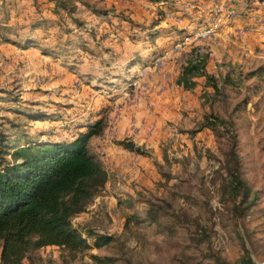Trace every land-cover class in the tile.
Masks as SVG:
<instances>
[{"label": "rangeland", "instance_id": "rangeland-1", "mask_svg": "<svg viewBox=\"0 0 264 264\" xmlns=\"http://www.w3.org/2000/svg\"><path fill=\"white\" fill-rule=\"evenodd\" d=\"M3 1L9 0H0V5ZM44 1L39 14L56 19L51 14L54 4ZM215 1L69 0L75 18L95 28L100 38V44L91 38L93 53L74 57L82 60L76 62V73L65 66L74 64L73 58L65 62L67 59L58 57L59 49H52L56 54L51 57L36 47L0 44V86H10L11 98H15L0 99L4 126L14 119L31 128L35 136L37 130L51 127V122L30 121L25 115L28 111L60 110L66 115L75 108L109 109L104 134L93 136L88 143L109 171L108 186L88 211L73 217V223L111 234L114 240L75 258L67 249L46 246L31 252L27 264L264 262V3L252 1L253 11L244 18L247 0ZM14 3L22 17L24 9L37 13L34 0ZM173 15L182 16V22L175 24ZM163 28H175L184 38L163 37L166 32H162L155 44L145 47H137L130 38L143 29L154 33ZM237 29L246 35L235 36ZM1 33L8 31L0 29ZM46 34L39 29L34 36ZM137 49L152 60L123 87L122 79L110 75H119L113 69L116 61L126 63L137 55H133ZM154 51L159 55L152 58ZM103 59L107 64L115 61V65H103ZM80 66L85 75H79ZM145 71L147 77H143ZM146 78L151 86L143 91L149 87ZM111 81L115 86L107 88ZM212 82L219 92L215 93ZM159 86L160 92L168 88L165 95L160 94ZM103 90L112 97L101 95ZM131 90H137V95L130 97ZM123 93L127 101L121 98ZM131 105H144L146 110L145 116L140 115V137L135 119L125 128L120 122L122 111ZM150 116L158 118V124L148 138ZM216 117L234 122L243 176L252 197L256 196L249 207L244 204L243 211L241 197L225 192L228 137L223 130L218 137L204 125L207 118L214 121ZM54 124L58 131L63 130L61 123ZM125 141L134 142L135 150L118 143Z\"/></svg>", "mask_w": 264, "mask_h": 264}, {"label": "trees", "instance_id": "trees-1", "mask_svg": "<svg viewBox=\"0 0 264 264\" xmlns=\"http://www.w3.org/2000/svg\"><path fill=\"white\" fill-rule=\"evenodd\" d=\"M247 1L249 6L243 13L244 18L253 11L251 4L254 0ZM255 1L259 5L264 3V0ZM43 2L45 1L34 0L37 13H27L24 9L22 17L19 8L12 6L14 0L3 1L0 5V29H6L8 34L1 33L0 44L9 42L23 49L36 47L51 57L56 54L53 50L59 49L61 51L58 57L67 59L65 62L68 58H73L74 64L65 66L76 73L75 66L79 59L74 57L81 55V52L93 53L90 47L91 38L97 44H100V38L98 39L95 28L90 27L84 20L75 18L76 10L69 5V0H47V3L54 4L51 14L57 16L56 19L39 14L43 9ZM209 2L217 3L215 0ZM39 29L48 34L41 35L40 38L34 36ZM147 30L150 29H143L138 32L139 35L130 34L137 47L141 44L143 47L155 44L162 32H166L163 37L177 36L180 40L184 38L175 28H163L154 33ZM139 53L138 49L135 50L133 55H137L128 58L126 63L119 64L116 61L113 69L120 73L110 76L122 79L123 86L133 81L139 68L152 60ZM152 53V58L159 55L155 51ZM83 58L80 56V59ZM101 61L103 65H115V61L108 64L105 59ZM79 69L82 71H79V75H85L81 66ZM110 85L107 88L115 86L113 81ZM212 85L215 93L220 91L217 83L212 82ZM12 94L10 86H0V99L7 97L5 100L13 101L15 98H11ZM104 94H107V98L112 97L111 92L101 93ZM106 109L75 108L66 115L67 112L60 113V110L56 113L40 109L32 112L25 110L30 121H41L45 124L51 122V127L45 126L37 130L35 136L31 134V128L29 130L26 124L18 123L14 119L8 120V127L0 123V264H27L26 260L31 252L50 245L67 249L75 258L80 252L104 247L114 240L111 234L73 223V217L88 211L90 203L96 196L102 195L107 187L109 171L101 162L99 154L88 144L93 136L104 134V116L109 110ZM54 123H61L63 130L58 131ZM204 125L212 129L218 137L221 130L228 137L224 150L225 192H230L237 198L241 197L239 205L242 206L240 211H243L244 204L249 207L256 196L252 197L251 188L243 176V163L238 152L239 141L234 122L216 117L214 121L207 118ZM118 143L126 149L135 150L134 142ZM244 248L252 259L248 248ZM92 257L100 259L98 255Z\"/></svg>", "mask_w": 264, "mask_h": 264}, {"label": "crops", "instance_id": "crops-1", "mask_svg": "<svg viewBox=\"0 0 264 264\" xmlns=\"http://www.w3.org/2000/svg\"><path fill=\"white\" fill-rule=\"evenodd\" d=\"M152 78H153V76H152ZM149 81V80H148ZM129 84V83H128ZM127 84V85H128ZM126 85V86H127ZM150 81H149V87L147 88V89H142L143 91H148L149 89H150ZM124 87V86H123ZM160 90H161V88H160V86H159V92H160ZM167 91H168V88L166 89V90H164V91H162V92H160V94L161 95H165L166 93H167ZM134 95H137V90H131V96L130 97H134ZM143 95V94H142ZM122 97V99L124 100V101H127V100H125L127 97H126V95H124V93L121 95ZM158 98H160V97H158ZM160 99H156L155 101H159ZM164 101V100H163ZM143 102H145V101H142V103ZM143 106V107H142ZM132 110H131V109ZM164 108V107H163ZM167 108V107H166ZM145 109H144V105H139V106H136V105H131L130 107H129V109H126V110H123L122 111V115H121V117H122V120L120 121L121 122V125H122V128L124 127H126L128 124V126H130V125H132V120L133 119H135V123H136V125H137V127H138V132H139V135H138V137H140L141 136V133H142V131H143V126H142V122L140 121V118H142L141 116H145ZM134 112H136V115H134L133 117L131 116V114L132 113H134ZM141 115V116H140ZM158 118H156V117H154V116H150V120H149V122H148V124H147V131H148V138H149V136H151V135H153L154 133H155V129H156V127H157V124H158V121H156ZM144 131H146V130H144ZM142 142H145V140H142ZM108 186V185H107ZM117 196H121V194H118ZM102 197V196H101Z\"/></svg>", "mask_w": 264, "mask_h": 264}, {"label": "built area", "instance_id": "built-area-1", "mask_svg": "<svg viewBox=\"0 0 264 264\" xmlns=\"http://www.w3.org/2000/svg\"><path fill=\"white\" fill-rule=\"evenodd\" d=\"M233 15H236V13H233ZM182 19L183 17L182 16H176V15H173V22H175V24H180L182 22ZM236 33H244V31H241L240 29H237L235 32H234V35L236 36ZM246 35V33H244ZM182 47V46H181ZM202 50H206V48L202 47ZM172 57V56H171ZM170 57V58H171ZM169 59V58H168ZM166 60L163 61V63L161 64L162 65V68L164 66V63H165ZM148 72L145 71L144 74H143V77H147V74ZM146 81L147 78H146Z\"/></svg>", "mask_w": 264, "mask_h": 264}, {"label": "water", "instance_id": "water-1", "mask_svg": "<svg viewBox=\"0 0 264 264\" xmlns=\"http://www.w3.org/2000/svg\"><path fill=\"white\" fill-rule=\"evenodd\" d=\"M261 264H264V262H262Z\"/></svg>", "mask_w": 264, "mask_h": 264}]
</instances>
